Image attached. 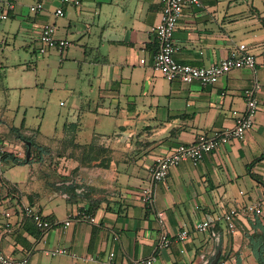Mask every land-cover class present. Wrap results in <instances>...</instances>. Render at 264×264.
Listing matches in <instances>:
<instances>
[{
	"label": "crops",
	"instance_id": "0c3cea01",
	"mask_svg": "<svg viewBox=\"0 0 264 264\" xmlns=\"http://www.w3.org/2000/svg\"><path fill=\"white\" fill-rule=\"evenodd\" d=\"M35 1L17 0L7 9L0 21L9 20L10 30L2 31V42L8 46L9 35L20 34L38 52L41 25L53 23L56 34L68 40L60 60L73 70L72 86L79 89L69 87L68 74L60 86L79 111L47 141L24 118L11 126L18 145L6 151L25 157L29 149L30 155L21 164L0 159L2 250L28 255V264H102L110 249L117 259L147 257L159 237L155 210L163 212L175 236L202 218L254 203L261 213L239 214L232 229L220 221L201 233L190 230L184 242L173 240L157 250L153 264H209L215 257L216 264H260L251 245L264 246V0H202L183 7L172 35L177 61L206 66L239 43L256 59L254 69H231L206 85L168 80L153 69L152 28L161 0H80L63 4L59 17L53 11L60 0H41L43 9L30 14L28 5ZM51 51L41 60H50ZM245 88L254 89L257 110L244 137L205 153L196 165L180 161L153 184V204L143 203L140 192L154 159L199 133L232 126L231 110L246 106ZM6 134L0 126V138ZM20 135L35 146L26 148ZM24 204L61 224L40 232L23 215ZM82 210L95 221L75 219ZM54 248L66 253H52Z\"/></svg>",
	"mask_w": 264,
	"mask_h": 264
},
{
	"label": "built area",
	"instance_id": "2783aa9c",
	"mask_svg": "<svg viewBox=\"0 0 264 264\" xmlns=\"http://www.w3.org/2000/svg\"><path fill=\"white\" fill-rule=\"evenodd\" d=\"M17 0H6L5 4L0 0V19L7 18V9L13 8ZM202 0H161L162 9L159 21L153 26L154 39L157 44L152 59V67L168 80L177 79L183 83H190L194 80L202 85L213 84L231 69L248 67L254 69L256 62L255 56L250 52L245 43H239L232 47L226 55L218 61L206 66L192 65L182 63L175 59V46L173 43V31L176 28L178 19L185 5L192 4L199 6ZM60 4L54 8L53 14L56 17L64 14L63 4L79 5L80 0H60ZM43 9L41 0H37L28 5V12L35 14ZM38 53L45 54L48 51H55L61 54L68 40L59 37L56 34V27L51 22L41 25L38 36ZM144 59L141 58L140 62ZM244 96L246 106L243 111L236 109L231 110L233 117V125L230 127L215 130L211 133H199L192 142L180 143L173 147L165 154L159 155L154 159L150 166V177L148 182L142 187L140 199L147 205L154 202L153 184L165 179L168 169L176 166L180 161H189L192 165H196L205 153H209L216 148L223 146L232 139H242L247 130H249L254 122L257 110V98L254 95L253 88H245ZM6 151L4 142L0 139V155ZM246 211L259 214L262 212L258 204H248L245 206H233L224 210L219 214H215L212 218H202L193 224L192 229L182 227L175 236H171L166 228V220L161 210H155L156 220L159 225V237L156 241L154 252L147 257L120 258L117 259L113 249L107 251L102 259V264H153L156 251L167 248L170 243L175 240L184 242L190 230L194 232H204L213 222H224L225 225L232 229L234 227V219L239 214ZM23 215L29 218L40 232H45L51 226H59L58 220L47 218L41 211L30 204H24L22 207ZM8 214V213H7ZM77 220L95 221V217L89 215L86 211H78L75 214ZM71 216L67 217L62 223L63 227L71 223ZM118 235H114L113 239H117ZM52 253H66L64 248H54ZM89 260H96L93 255L88 256ZM0 264H28V255L21 257H13L6 254L0 247Z\"/></svg>",
	"mask_w": 264,
	"mask_h": 264
},
{
	"label": "rangeland",
	"instance_id": "374dc122",
	"mask_svg": "<svg viewBox=\"0 0 264 264\" xmlns=\"http://www.w3.org/2000/svg\"><path fill=\"white\" fill-rule=\"evenodd\" d=\"M8 23L0 21V126L7 132L1 139L5 146L16 149L17 134L11 126H19L22 118L25 126L37 127L42 140L47 141L66 119L73 120L79 109L73 108L71 94L60 86L65 74L70 88L75 81L73 70L62 65L60 54L51 51L50 60L43 61L41 54L31 50L34 42L30 47L28 38L20 34L16 38L9 35L5 46L1 34L10 30ZM17 26L12 31L16 32ZM44 56L48 58V54Z\"/></svg>",
	"mask_w": 264,
	"mask_h": 264
},
{
	"label": "trees",
	"instance_id": "16d2710c",
	"mask_svg": "<svg viewBox=\"0 0 264 264\" xmlns=\"http://www.w3.org/2000/svg\"><path fill=\"white\" fill-rule=\"evenodd\" d=\"M20 136L24 141L30 140L31 148L35 146V142L30 137H25L23 135H20ZM24 145L27 148L26 142ZM37 153L39 155V154L43 153V151L40 149H37ZM0 159L4 162H12L15 164H21V163H24L26 161L25 157H19V156L13 154L12 152H8V151H5L2 155H0ZM262 235L264 236V226L262 229ZM251 248L254 250V252H255L254 254H255L256 258L258 259V262L260 264H263L264 246L257 248L255 245H251ZM237 264H241V263L238 262Z\"/></svg>",
	"mask_w": 264,
	"mask_h": 264
},
{
	"label": "water",
	"instance_id": "95a60500",
	"mask_svg": "<svg viewBox=\"0 0 264 264\" xmlns=\"http://www.w3.org/2000/svg\"><path fill=\"white\" fill-rule=\"evenodd\" d=\"M25 142L27 143L28 146H30L31 144L30 140H26ZM29 155H30V151L29 149H27L25 153V158L28 159ZM217 260H218V257H215L209 264H216ZM263 264H264V256H263Z\"/></svg>",
	"mask_w": 264,
	"mask_h": 264
}]
</instances>
